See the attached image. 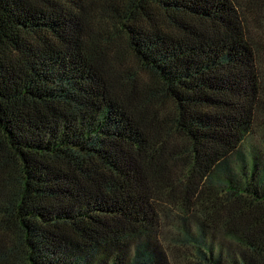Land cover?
I'll return each instance as SVG.
<instances>
[{
    "label": "trees",
    "instance_id": "1",
    "mask_svg": "<svg viewBox=\"0 0 264 264\" xmlns=\"http://www.w3.org/2000/svg\"><path fill=\"white\" fill-rule=\"evenodd\" d=\"M0 264H264V0H0Z\"/></svg>",
    "mask_w": 264,
    "mask_h": 264
}]
</instances>
